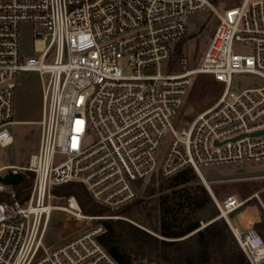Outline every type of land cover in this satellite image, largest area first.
<instances>
[{
  "label": "built area",
  "instance_id": "obj_1",
  "mask_svg": "<svg viewBox=\"0 0 264 264\" xmlns=\"http://www.w3.org/2000/svg\"><path fill=\"white\" fill-rule=\"evenodd\" d=\"M217 1L0 0L1 148L14 143L7 127L16 123L18 75L42 77L38 149L26 167H0L2 178H33L24 196L15 188L22 181L0 180V264H118L101 242L105 221L155 179L192 168L208 187L203 167L264 160V134L250 135L264 130V85L230 90L234 74L264 80V0L223 10ZM206 10L218 25L193 64L183 55L188 21ZM23 23L36 27L38 58L22 56ZM237 43L252 46V54L236 53ZM198 75L212 76L224 91L178 131L174 122ZM71 182L111 213L86 214L75 196L55 192ZM212 196L250 263L264 264L263 237L231 224L243 202ZM57 212L63 235L47 245Z\"/></svg>",
  "mask_w": 264,
  "mask_h": 264
},
{
  "label": "trees",
  "instance_id": "obj_2",
  "mask_svg": "<svg viewBox=\"0 0 264 264\" xmlns=\"http://www.w3.org/2000/svg\"><path fill=\"white\" fill-rule=\"evenodd\" d=\"M214 87L207 85L203 96L216 95ZM32 182V176H24L15 188L24 196ZM158 183L156 188L152 182L140 198L116 212L139 226L125 219L105 221L106 233L101 242L118 264H136L137 259L145 257L160 264H251L231 226L221 217L213 196L192 168L170 178L160 177ZM55 192L75 196L86 214L111 213L96 204L79 182L62 184ZM261 196L264 201V192ZM248 203L234 212L245 210ZM259 210L263 215V209ZM259 217L252 228L264 239V219Z\"/></svg>",
  "mask_w": 264,
  "mask_h": 264
},
{
  "label": "rangeland",
  "instance_id": "obj_3",
  "mask_svg": "<svg viewBox=\"0 0 264 264\" xmlns=\"http://www.w3.org/2000/svg\"><path fill=\"white\" fill-rule=\"evenodd\" d=\"M256 1V0H253ZM243 0H218V10L226 7L241 5ZM188 38L184 43L183 55L196 64L205 53L212 35L218 25V19L210 10L203 11L189 18ZM35 26L31 23H23L20 27V46L24 58H38L34 51ZM234 50L238 54H252L250 45L235 44ZM190 90V93L180 109L179 116L174 122L175 129L181 131L188 128L202 112L212 107L224 91L225 85L214 81L210 75H198ZM18 85L15 90V115L16 123L7 127L13 137L14 143L8 147H0V167L4 166H28L30 156L38 149L40 126L38 121L42 118V77L37 72H22L17 78ZM215 85L217 94L203 96L206 86ZM264 80L253 74H234L230 90L240 93L243 90L261 87ZM213 88V89H214ZM7 171H3L5 174ZM201 173L208 183L210 192L218 200H225L229 196H235L243 205L249 202L245 209L250 215L264 219V201L261 194L264 192V160L257 163L230 164L222 166L203 167ZM159 182V181H158ZM155 179L153 186L158 188L159 183ZM203 182V181H202ZM204 184V183H203ZM205 185V184H204ZM207 187V188H208ZM242 205V206H243ZM242 206L240 207L242 209ZM263 209V215L259 210ZM244 208V207H243ZM244 210H241L242 212ZM114 219H125L134 224L136 222L116 214ZM64 214L54 213L48 229L46 244L57 242L63 235ZM232 224L241 232H247L252 225V220L246 215L247 221L241 224L236 214L229 216ZM139 226V224H137ZM148 232L159 236L148 228L140 226ZM161 237V236H159ZM140 259V258H139ZM137 259V260H139ZM136 260V261H137Z\"/></svg>",
  "mask_w": 264,
  "mask_h": 264
},
{
  "label": "water",
  "instance_id": "obj_4",
  "mask_svg": "<svg viewBox=\"0 0 264 264\" xmlns=\"http://www.w3.org/2000/svg\"><path fill=\"white\" fill-rule=\"evenodd\" d=\"M38 37H40V36L38 35ZM261 134H264V130L251 133L250 135H261ZM22 178H23L22 174H20V173L19 174H13L10 172L5 177H3V178L0 177V180L6 185H17L22 181ZM206 188H207V186H206ZM207 189L210 192L209 188H207ZM210 194H211V192H210ZM135 263L136 264H160L157 261L150 260L149 257H145L144 259H139V260L135 261Z\"/></svg>",
  "mask_w": 264,
  "mask_h": 264
},
{
  "label": "crops",
  "instance_id": "obj_5",
  "mask_svg": "<svg viewBox=\"0 0 264 264\" xmlns=\"http://www.w3.org/2000/svg\"><path fill=\"white\" fill-rule=\"evenodd\" d=\"M233 214H236V216H237L238 220H240L241 224L246 223V221H247L246 215H248L249 218L252 220V225L250 226V228H252L253 224L259 220L258 217H254V216L250 215L249 212H247V210H244L242 212H240V211L234 212ZM231 224H232V222H231ZM232 226L235 227L233 224H232ZM235 228H237V227H235Z\"/></svg>",
  "mask_w": 264,
  "mask_h": 264
},
{
  "label": "bare ground",
  "instance_id": "obj_6",
  "mask_svg": "<svg viewBox=\"0 0 264 264\" xmlns=\"http://www.w3.org/2000/svg\"><path fill=\"white\" fill-rule=\"evenodd\" d=\"M208 184V183H207Z\"/></svg>",
  "mask_w": 264,
  "mask_h": 264
}]
</instances>
